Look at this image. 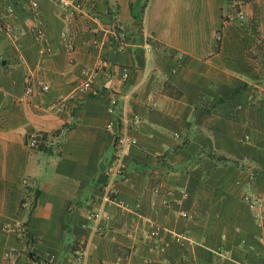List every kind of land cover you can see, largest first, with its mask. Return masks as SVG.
Masks as SVG:
<instances>
[{"label": "crops", "instance_id": "obj_1", "mask_svg": "<svg viewBox=\"0 0 264 264\" xmlns=\"http://www.w3.org/2000/svg\"><path fill=\"white\" fill-rule=\"evenodd\" d=\"M35 1L40 36L0 0V264H264V0Z\"/></svg>", "mask_w": 264, "mask_h": 264}, {"label": "built area", "instance_id": "obj_2", "mask_svg": "<svg viewBox=\"0 0 264 264\" xmlns=\"http://www.w3.org/2000/svg\"><path fill=\"white\" fill-rule=\"evenodd\" d=\"M52 2L56 3L60 7L64 8L65 11L69 9H78L80 8L83 3L86 0H51ZM93 1V0H89ZM28 10L29 14L32 18H34V22L31 23L30 28L35 30L36 34L39 36L41 35V28H40V20H39V10L37 6V2L35 0H29L28 3ZM4 16L2 15V18H0V28L12 35L18 34V29L16 27V16H17V10L14 7V4L12 3H6L5 10H4ZM243 16V12L238 10L237 17L241 18ZM89 85V79H84L78 86L76 87L75 91L82 92L87 89ZM111 103L115 102L114 98L110 99ZM54 107L56 109H59L63 105V99H56L54 101ZM113 125V120L108 119L105 126L106 128H110ZM36 137L33 135L29 137L27 144L29 146H34L36 144ZM133 139L131 136L125 133L118 134L113 139V147H114V154L115 158L112 160L110 164L107 166V174L110 177V181L112 180L114 175L120 174V164H119V157L125 152L126 147L132 143ZM242 198L247 202L248 206L250 207L252 211V216L256 220L262 219V211L264 209L263 204L259 197H250L247 194H244ZM97 218L98 212L92 213V215H88V217Z\"/></svg>", "mask_w": 264, "mask_h": 264}, {"label": "trees", "instance_id": "obj_3", "mask_svg": "<svg viewBox=\"0 0 264 264\" xmlns=\"http://www.w3.org/2000/svg\"><path fill=\"white\" fill-rule=\"evenodd\" d=\"M130 10H132V12H133V8H132V5H131V3H130ZM136 19V20H135ZM238 20L240 21V23L242 24V25H244L243 24V18H238ZM135 21H138L137 20V18H135L134 17V20H133V23H134V26H137L138 24H139V22H135ZM250 22L252 23L253 22V19L252 20H250ZM254 23H252V25H253ZM247 28H249V30H250V32L252 33V34H254V35H256V38H258V30L256 29V25L254 24V26H247ZM28 256H30L31 257V251H29L28 250ZM35 264H53V263H51V262H48V261H39V260H37L36 262H35Z\"/></svg>", "mask_w": 264, "mask_h": 264}, {"label": "rangeland", "instance_id": "obj_4", "mask_svg": "<svg viewBox=\"0 0 264 264\" xmlns=\"http://www.w3.org/2000/svg\"><path fill=\"white\" fill-rule=\"evenodd\" d=\"M238 8H236L237 10ZM235 10V11H236ZM247 23V22H246ZM246 26H254V24L252 25V23L249 21ZM260 42H258V45H257V48L255 49V55H257V59L256 61L258 62V64H261L262 65V62H264V45H262V40H261V43L259 44ZM263 60V61H262ZM261 62V63H260Z\"/></svg>", "mask_w": 264, "mask_h": 264}]
</instances>
